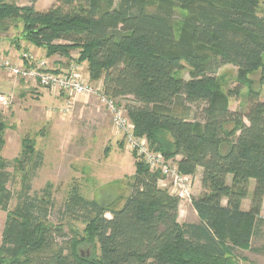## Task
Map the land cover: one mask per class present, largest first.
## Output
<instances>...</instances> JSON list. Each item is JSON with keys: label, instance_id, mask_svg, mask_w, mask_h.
Segmentation results:
<instances>
[{"label": "trees", "instance_id": "16d2710c", "mask_svg": "<svg viewBox=\"0 0 264 264\" xmlns=\"http://www.w3.org/2000/svg\"><path fill=\"white\" fill-rule=\"evenodd\" d=\"M27 1L18 6L0 0V27L20 22L22 40L44 48L47 56L85 63L89 80H101L105 95L131 97L123 108L133 133L175 159L182 174L201 168L200 193L190 202L199 220L178 221L179 198L159 188L158 172L132 152L135 172L122 205L103 206L71 188L58 210L59 223L69 225L64 232V225L47 221L48 187L46 198L30 194L43 155L25 137L20 156L10 161L0 155L3 210L13 198L7 168L23 171L2 232L0 264H232L240 249L264 255V98L249 88L240 113L229 108L216 83L218 68L234 64L242 78L260 68L258 83L264 86L259 0H160L152 8L149 0H56L43 10L35 8L36 0ZM174 7L187 11L178 37ZM206 50L215 57L207 58ZM183 62L192 69L188 79L176 75ZM177 99L197 105L194 120L173 110ZM4 128L0 114V151ZM249 193V208L243 210ZM71 221L86 225L96 255L77 251L84 236ZM255 236L263 237L258 246L251 244Z\"/></svg>", "mask_w": 264, "mask_h": 264}, {"label": "rangeland", "instance_id": "374dc122", "mask_svg": "<svg viewBox=\"0 0 264 264\" xmlns=\"http://www.w3.org/2000/svg\"><path fill=\"white\" fill-rule=\"evenodd\" d=\"M4 1L14 2L18 6L28 4L27 0ZM55 1L36 0L34 6L36 9L43 10ZM159 2L160 0H149L148 6L152 8ZM257 14L264 17V0H259ZM184 15H187L186 10L174 7L173 23L176 37L181 33V17ZM21 30L20 22L17 24L8 22L6 28L0 27V54L8 58V49L12 46L18 51L16 55L28 53L34 56L27 47L28 42L20 38ZM205 52L207 58L215 57L212 50ZM71 53L75 56L72 58L77 57L76 50ZM8 59L15 63L14 60ZM191 70V67L183 62L182 69L176 75L188 79ZM259 72L260 68H257L242 78L238 74V67L234 64H224L218 68L217 87L227 99L230 109L240 113L245 112L249 88L259 89L261 98H264V86L258 83ZM1 74L7 81L16 78L21 87L14 89L7 86L0 87V94L11 96L10 102L6 106L0 104V114L5 124L4 145L0 155L3 159L10 161L20 156L25 137L31 139L35 148L41 151L43 162L31 178L30 194H36L39 199L46 198L44 188L48 187L50 190L47 217L49 224H61L59 222L62 220L58 210L62 207L71 188H76L80 195L94 199L103 206L120 207L131 190L135 159L124 139L114 133L111 116L106 108L97 101V97L93 95L76 98L72 106L67 108L63 96H57L50 89L42 88L30 81L31 79L27 80L16 76L3 66L0 67ZM99 81L96 80L92 84L98 85ZM116 99L120 106H124L127 101L131 100V97ZM201 105L202 103H199V106ZM196 107L197 105L177 99L173 110L194 120ZM231 128L232 124L225 126L227 131H230ZM164 137L170 140L168 135H164ZM222 150H225V146L222 147ZM7 170L11 174L7 188L11 190L13 198L10 200L7 210H3L0 206V241L7 213L15 208L16 194L22 186L23 171L12 167H8ZM198 181L197 169L193 175L192 197L199 195ZM230 182L231 180L228 179V183ZM252 185L253 181H250V190ZM249 198L250 193L242 202L243 207L249 202ZM179 209L180 207H178L177 219L180 223L197 221L190 202L186 201L185 204H182L181 213ZM262 215L264 216V210ZM105 216L110 217V214L106 213ZM70 224L84 236V240L77 245V251L87 257L96 255L97 244L94 238L88 237L85 233L86 225L79 221H71ZM61 225H64V232H68L69 225ZM262 231L264 232V226ZM62 238L56 236V241L60 242ZM262 239V236H255L251 241L252 246H258ZM235 253L237 256L232 258V264H264L263 255L248 249H240Z\"/></svg>", "mask_w": 264, "mask_h": 264}, {"label": "built area", "instance_id": "2783aa9c", "mask_svg": "<svg viewBox=\"0 0 264 264\" xmlns=\"http://www.w3.org/2000/svg\"><path fill=\"white\" fill-rule=\"evenodd\" d=\"M20 57L27 62L26 65L12 63L0 54V67H5L21 78L36 81L39 86L50 89L57 96H63L67 108L72 106L76 98L95 95L97 101L110 114L114 133L124 139L127 147L148 165L150 171L158 172L157 186L178 197L180 202H191L193 176L179 172L175 159L165 158L161 152L149 147L144 136H136L123 106L118 104L116 98L104 94L101 81L98 85L92 84L84 74L81 64L71 62L66 69L56 71L45 58L34 57L28 53H23ZM10 99V95L0 94V104L6 106Z\"/></svg>", "mask_w": 264, "mask_h": 264}, {"label": "crops", "instance_id": "0c3cea01", "mask_svg": "<svg viewBox=\"0 0 264 264\" xmlns=\"http://www.w3.org/2000/svg\"><path fill=\"white\" fill-rule=\"evenodd\" d=\"M21 45L23 46V44H21ZM27 47L29 48V51L34 54V56H36L38 58H45L49 62L50 67L55 69V70H58V71H60V70L62 71L64 69H66L68 67V63L73 60V59H71V60L68 61V59L66 57L60 56V55H57V54H54V55H51V56H47L46 55V51H45L44 48L37 47V46L32 45L30 43L27 44ZM8 51H9L8 52L9 53L8 58L14 60L15 63H18V64L23 63V60L21 59L20 55H16V54H18L17 50H15L11 46V47H9ZM70 55L72 57H75L74 54H72V53H70ZM84 67L86 68L85 63L82 64L83 71H84ZM84 74L86 75V77H88L87 71H85ZM3 76L4 75H2V74L0 75V87L7 86V87H12L13 89L16 88V87H21V86H19L20 83H19V81H17L16 78H11L10 81H7V80L4 79ZM1 77H3V78H1ZM30 81H32V82H34V83H36L38 85V83L36 81H34V80H30ZM177 159H178V157H177ZM201 172H202L201 168H198V179H199L198 183H199V185H200ZM199 193H200V191H199ZM249 202H250V200H249ZM249 202H247L245 207L242 206L243 210H247L249 208ZM185 203H186V201H182V202L179 203V207H180L179 211H180V213H181V206H182V204H185ZM190 206H191V203H190ZM191 208H192V206H191ZM262 209L264 210V197H263ZM262 209H261V217H264L262 215V211H263ZM198 220L199 219L197 217V221H195V222H198ZM260 255H262V254H260Z\"/></svg>", "mask_w": 264, "mask_h": 264}]
</instances>
